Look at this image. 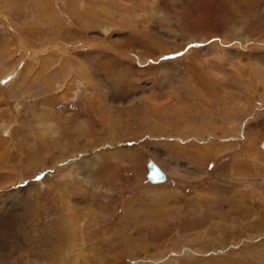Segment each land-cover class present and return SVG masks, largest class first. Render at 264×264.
Wrapping results in <instances>:
<instances>
[{
  "label": "rangeland",
  "instance_id": "rangeland-1",
  "mask_svg": "<svg viewBox=\"0 0 264 264\" xmlns=\"http://www.w3.org/2000/svg\"><path fill=\"white\" fill-rule=\"evenodd\" d=\"M263 145L264 0H0V264H264Z\"/></svg>",
  "mask_w": 264,
  "mask_h": 264
},
{
  "label": "water",
  "instance_id": "water-1",
  "mask_svg": "<svg viewBox=\"0 0 264 264\" xmlns=\"http://www.w3.org/2000/svg\"><path fill=\"white\" fill-rule=\"evenodd\" d=\"M264 146V145H263ZM148 172H147V178L148 180L152 181H164L165 176L161 169L156 165L153 161H148Z\"/></svg>",
  "mask_w": 264,
  "mask_h": 264
},
{
  "label": "bare ground",
  "instance_id": "bare-ground-1",
  "mask_svg": "<svg viewBox=\"0 0 264 264\" xmlns=\"http://www.w3.org/2000/svg\"><path fill=\"white\" fill-rule=\"evenodd\" d=\"M261 76H262V75H261ZM156 165H157V164H156ZM147 168H148V165H147ZM163 174H164V173H163ZM164 176H165V175H164ZM146 177H147V175H146ZM147 180H148V178H147ZM148 181L151 182L150 180H148ZM152 182H153V183H162V182H165V179H164V181H160V182H159V181H156V182H155V181H152ZM152 182H151V183H152ZM239 206H240V205H239Z\"/></svg>",
  "mask_w": 264,
  "mask_h": 264
}]
</instances>
